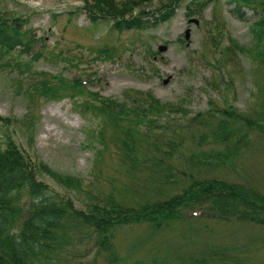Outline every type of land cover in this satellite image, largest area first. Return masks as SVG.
Instances as JSON below:
<instances>
[{
	"label": "rangeland",
	"instance_id": "1",
	"mask_svg": "<svg viewBox=\"0 0 264 264\" xmlns=\"http://www.w3.org/2000/svg\"><path fill=\"white\" fill-rule=\"evenodd\" d=\"M188 1H179L165 22L121 31L110 28L111 20L92 24L79 9L82 0H0V4L24 18L23 26L37 39L33 48L40 49L41 56L32 63L34 70L61 72L67 77L79 75L87 82L86 89L105 96L121 97L125 89H148L163 101L181 103L183 120L209 107V100L218 107L231 105L253 116L264 111V40L257 43L250 28L258 14L248 9L241 19L231 10L228 0H221L214 9L209 4L201 16H189ZM166 3L167 0H146L128 15L142 11L149 15ZM217 21L223 25L215 26ZM229 35L239 45L251 47L252 52H240L229 44ZM160 43L167 45L165 50L157 49ZM105 47L113 53L106 55L101 50ZM76 98L77 102L68 97L30 98L12 73L0 71V116L7 118L0 120V147L10 136L50 168L81 177L85 188H91V183L92 189L100 190L114 185L125 191L130 203L153 197V191L141 185L131 194L134 181L123 175L115 148L102 151V162L99 161L100 145L89 134L103 117L82 112L77 103L84 97ZM246 129L247 142L236 157L219 166L198 162L194 170L205 172L208 167L209 175L253 181L264 189V129ZM187 147H181L174 157L180 168L191 153L213 152L222 146L212 142L200 145L192 139V146ZM98 169L104 176L114 177L113 181H96ZM38 177L82 205L78 197L83 193L65 188L47 174ZM187 216L160 231H153L147 223L124 227L116 243L122 256L120 264L137 259L152 263L153 258L157 264H181L185 258L192 264H264L263 227L203 218L191 212ZM77 234L54 264H107L97 252L91 229L81 227ZM201 257L206 260L191 261Z\"/></svg>",
	"mask_w": 264,
	"mask_h": 264
},
{
	"label": "trees",
	"instance_id": "2",
	"mask_svg": "<svg viewBox=\"0 0 264 264\" xmlns=\"http://www.w3.org/2000/svg\"><path fill=\"white\" fill-rule=\"evenodd\" d=\"M82 1L79 9L92 24L111 20L110 28L121 31L143 29L169 20L181 0H167L164 7L149 15L145 11L128 15L146 0ZM228 1L241 19L248 9L258 14L250 28L257 43L264 40V0ZM219 2L189 0L186 14L201 16L209 4L214 9ZM73 13L71 10L70 14ZM23 22L24 18L0 4V71L12 73L30 98L68 97L77 102L76 97H84L77 103L81 111L103 117L97 129L89 134L100 145L99 161L102 162V151L115 148L123 175L134 181L131 194L141 185L154 195L130 203L125 191L117 190L114 185L100 190L92 189L94 183L89 182L91 188H85L81 177L50 168L7 136L0 147V264H54L77 238L81 227L91 229L97 252L107 264H120L122 256L116 243L124 227L147 223L153 231H160L170 222L188 218V212L264 228V189L260 185L209 175L208 167L205 172L194 170L198 162L219 166L236 157L247 142L246 128L264 129V111L253 116L231 105L218 107L209 100V107L183 120L181 103L163 101L148 89H125L121 97L93 93L86 89L87 82L79 75L67 77L61 72L32 68V63L41 56L40 49L34 50L37 39L29 34ZM214 25L223 23L217 21ZM229 44L240 52H252L251 47L239 45L231 35ZM226 48L232 49L229 45ZM101 50L106 55L113 53L109 47ZM6 119L0 116L3 122ZM192 139L196 144L212 142L222 147L213 152L191 153L186 161L183 159L185 166L180 168L174 157L181 147L190 148ZM43 174L56 178L67 189L83 193V197H78L82 205L53 190L38 177ZM96 174V181L114 179L104 176L99 169ZM205 260L201 257L191 261ZM128 264H157V261L153 258L152 263H147L137 259ZM181 264L192 262L185 258Z\"/></svg>",
	"mask_w": 264,
	"mask_h": 264
},
{
	"label": "water",
	"instance_id": "3",
	"mask_svg": "<svg viewBox=\"0 0 264 264\" xmlns=\"http://www.w3.org/2000/svg\"><path fill=\"white\" fill-rule=\"evenodd\" d=\"M190 20H191V21H195V22H197V19H196V18H190ZM184 35H185L186 38L189 36V29H188V28L185 29ZM166 47H167L166 44L160 43V44L157 46V49H158L159 51H163V50L166 49Z\"/></svg>",
	"mask_w": 264,
	"mask_h": 264
},
{
	"label": "bare ground",
	"instance_id": "4",
	"mask_svg": "<svg viewBox=\"0 0 264 264\" xmlns=\"http://www.w3.org/2000/svg\"><path fill=\"white\" fill-rule=\"evenodd\" d=\"M49 129H51V128H47V130H49Z\"/></svg>",
	"mask_w": 264,
	"mask_h": 264
}]
</instances>
